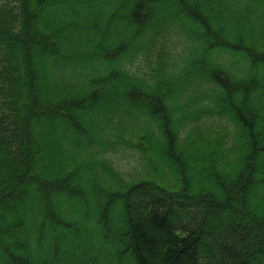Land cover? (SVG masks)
I'll return each instance as SVG.
<instances>
[{
	"label": "trees",
	"instance_id": "trees-1",
	"mask_svg": "<svg viewBox=\"0 0 264 264\" xmlns=\"http://www.w3.org/2000/svg\"><path fill=\"white\" fill-rule=\"evenodd\" d=\"M263 71L264 0H0V234L96 200L0 264H264Z\"/></svg>",
	"mask_w": 264,
	"mask_h": 264
},
{
	"label": "rangeland",
	"instance_id": "rangeland-1",
	"mask_svg": "<svg viewBox=\"0 0 264 264\" xmlns=\"http://www.w3.org/2000/svg\"><path fill=\"white\" fill-rule=\"evenodd\" d=\"M218 56H219L218 52L214 51L209 56V60L212 62H215ZM49 60H52V62L56 63L54 58H51ZM46 61H47V58H43V62L47 63ZM83 65L86 69L90 67L94 73H101L100 70H101V68H103V66L99 62L98 63L96 62L94 64H86L85 63ZM242 68H244L243 64L240 65L239 69L242 70ZM226 70H228V69H226ZM228 71H230V70H228ZM249 71H251V73L254 74L255 76H257V74H259V73H257V71H258L257 68H251ZM242 72L246 73L247 70H245V71L242 70ZM232 73H234V72H232ZM261 74H263L261 78H264V71ZM259 77L260 76H258L257 78H259ZM43 98H44V96L41 93V99H43ZM102 102H105L104 98H102ZM99 110H103V108L99 109ZM99 110L93 111V112H91V114L97 113ZM260 111H261V114H263V111L262 110H260ZM88 115L89 114H83V115L81 114V117H87ZM260 125L263 128L264 124L260 123ZM135 159H136V156L134 154H132L131 152L118 151V152L112 154V160H113L114 164L120 170H122L124 172H128V173H134V170L136 168V160ZM256 164L259 167H261V170H264V161L262 162V161H260V159H257ZM82 182H85V180H82ZM207 188H211V185L208 186ZM254 191H255V194H261V191L259 188H255ZM45 194L50 196L49 205H50V207L54 213L61 211L62 207H65L67 209H73V204H74L76 212L86 214V213L91 212V209L93 207H95V205H96V203H95L96 200L95 199L92 200L89 193H87L85 195L84 201L81 202V204H76L74 202L72 203V202L68 201V199H66V198L60 199V198H57L54 194H53L54 196H52L51 189H49V188H42L40 191H36V192L31 191L30 195L27 197V201L29 204L27 212L25 215L22 216V218H23L22 220L25 219L24 221H26V225L24 226L23 234L20 233L19 235H16V233L15 234L11 233L9 235L10 237H3L0 234V240L2 241V243L4 244L6 249H8L14 255L19 256L21 250H23V249H20L21 239L23 241H24V239H29L35 233L34 232L35 225L33 224V222H31V220H33L37 217H41L42 216L41 213L45 214V211H47L48 205L43 201V197ZM17 196H18V193H14V198L15 197L17 198ZM82 204H84V205H82ZM12 205H14V204L12 203ZM15 206H16V204H15ZM8 210L10 212L14 211L16 216L22 215L21 212L19 211V209L16 207H13V210H11V209H8ZM22 211L25 212L23 209H22ZM111 216L113 217L114 221H116L115 220L116 217H119L117 206L111 210ZM71 217H73V215L69 214L68 218H71ZM5 218H6L5 214L0 211V230L1 231H4L3 227H4V222H6ZM76 220H79V219H76ZM239 221H241V220H239ZM49 234L52 236V238H55V239L57 238L53 232H50ZM60 234L67 236V238L70 242H79L80 241V240H76V239L71 238V236L65 231H61ZM58 241H60V239ZM50 242H51L50 238H45L42 240V245H47ZM15 244H19V245L16 247ZM42 245L40 246V249H42ZM33 258L37 260L38 256L34 255ZM2 259H4V256L1 255V252H0V260L3 262ZM127 260L128 261L131 260L130 256H127Z\"/></svg>",
	"mask_w": 264,
	"mask_h": 264
}]
</instances>
